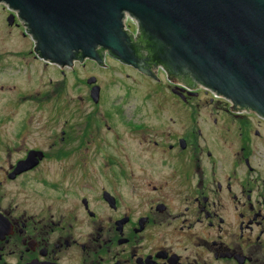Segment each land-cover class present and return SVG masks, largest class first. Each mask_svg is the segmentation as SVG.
I'll list each match as a JSON object with an SVG mask.
<instances>
[{"label": "flooded vegetation", "instance_id": "af4514ba", "mask_svg": "<svg viewBox=\"0 0 264 264\" xmlns=\"http://www.w3.org/2000/svg\"><path fill=\"white\" fill-rule=\"evenodd\" d=\"M4 11L0 97L17 90L6 76L28 68L30 55L49 64L34 48L3 47L19 28L28 36L18 15ZM127 67L154 83L167 78L184 123L165 111L160 93L141 95L146 104L131 112L124 109L128 96L98 117L105 123L98 140L106 127L112 142L95 145L101 157L93 163L80 153V174L70 188L65 173L49 178L47 164L58 159L27 141V111L12 109L10 98L0 107V264H264V117L210 91L212 108L200 112L194 100L202 88L192 81L172 82L151 63L157 79ZM103 102L100 90L96 107ZM90 145L80 136L76 147L81 152Z\"/></svg>", "mask_w": 264, "mask_h": 264}, {"label": "water", "instance_id": "95a60500", "mask_svg": "<svg viewBox=\"0 0 264 264\" xmlns=\"http://www.w3.org/2000/svg\"><path fill=\"white\" fill-rule=\"evenodd\" d=\"M36 56L61 68L106 54L158 78L201 87L264 117V0H0ZM130 18L134 34L126 28ZM145 50L148 56L141 55ZM96 77L91 97L99 100ZM37 153V152H34ZM31 159V157H29Z\"/></svg>", "mask_w": 264, "mask_h": 264}, {"label": "rangeland", "instance_id": "374dc122", "mask_svg": "<svg viewBox=\"0 0 264 264\" xmlns=\"http://www.w3.org/2000/svg\"><path fill=\"white\" fill-rule=\"evenodd\" d=\"M4 8L5 5L0 4V14L6 13ZM125 24L132 30L137 28L136 23L129 18ZM24 32L19 28L17 30L18 39L16 38L15 41L7 39L2 43L3 47H13V42H15L17 49L24 46L28 50H33L32 38L30 35L25 36ZM22 61L25 60L20 58L17 62ZM27 61L32 62L27 65L28 68L25 67L26 65L20 66L17 73L11 70L6 76L11 79L9 83L17 85V90L9 93L3 91L2 97H0V107L6 109L3 105L5 106V102L10 98L12 109L17 108L20 114L21 110L27 111V115H29L27 130L29 139L27 141L31 142L30 145L49 150V157L58 159H53L47 164L50 175L48 176L52 179L54 174L61 176L65 173L64 184L68 188L77 184L81 169L77 161L81 157L80 153H83L85 158H90L89 163H93L94 159L101 157V152L95 145L105 147L106 141L112 142V131L108 133L106 127L101 128V137L99 135V140L103 144L99 142L97 132L100 125H105V123H102L98 117L102 115V111L114 109L113 105L120 104L128 96L127 100L130 99V104L124 106V109L131 112L129 110L138 105L136 103L146 104L140 97L141 95L150 94V92L152 94L160 93L159 96L157 95V100L163 104V107H166L165 111L168 114H177L178 122L184 123L185 116L181 112L182 108L172 103L170 93L166 89L167 78L162 83H154L151 79L135 73L131 68L117 63L109 56L106 58V64L110 65L108 68L99 67L91 60H86L84 63L76 61L73 67L65 68L50 63L45 65L42 61L33 59L31 55ZM91 76L96 77V84L101 88L104 102L99 107H96L97 103L90 97L92 85L87 83V79ZM202 89L200 92L203 96L194 100L195 105L200 103L199 108L194 105V109H200V112L212 108L206 101L210 93L208 91L206 93V90ZM17 92L26 97L22 98L20 95L18 107L14 106ZM45 95L49 97H46L43 102ZM147 103L151 104L150 101ZM153 103L156 105V102ZM95 110H99V115L95 116L93 113ZM181 123H177V126L181 127ZM118 126L121 128L120 124ZM118 130L121 131V129ZM80 131H84L85 134L79 133ZM80 136H82V140L91 144L89 148L82 147L81 152L76 147ZM61 144L63 145L61 146ZM112 147L115 146L112 145ZM59 149L70 152L66 155L57 154ZM115 151H117L116 148ZM95 162L99 163L100 160ZM39 173L42 174V172ZM39 173L37 174L39 175ZM97 173L100 172L97 171Z\"/></svg>", "mask_w": 264, "mask_h": 264}]
</instances>
